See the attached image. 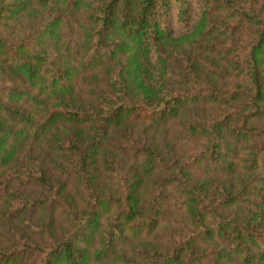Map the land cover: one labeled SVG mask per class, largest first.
Instances as JSON below:
<instances>
[{"label":"trees","instance_id":"trees-1","mask_svg":"<svg viewBox=\"0 0 264 264\" xmlns=\"http://www.w3.org/2000/svg\"><path fill=\"white\" fill-rule=\"evenodd\" d=\"M0 264H264V0H0Z\"/></svg>","mask_w":264,"mask_h":264},{"label":"rangeland","instance_id":"rangeland-1","mask_svg":"<svg viewBox=\"0 0 264 264\" xmlns=\"http://www.w3.org/2000/svg\"><path fill=\"white\" fill-rule=\"evenodd\" d=\"M178 32V30H176ZM77 35H78V28H74V33L67 37L66 39L72 40L73 44L77 42ZM183 48H186V45H183ZM194 56H198V53L194 52ZM216 60H220L219 57L216 58ZM137 128L136 131L134 132V139L137 141L139 140H148L150 142L155 141L157 145H162L164 143H171L176 141V136L179 134L180 128L173 125L169 128L167 133H164V131H157L156 136L152 134L151 131H147L146 133L143 131L142 126H146L144 124H139L136 125ZM163 136V138H162ZM162 138V139H161ZM165 139V140H164ZM164 140V141H163ZM140 142V141H139ZM125 163H128V159H124ZM171 206H172V213H171V218L168 222H166L164 225H162V229H184L186 227H190V222H188V219L185 217L183 211L180 209L179 206H177V200H172L171 201ZM27 230V229H26ZM25 230V231H26Z\"/></svg>","mask_w":264,"mask_h":264}]
</instances>
